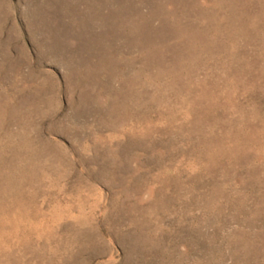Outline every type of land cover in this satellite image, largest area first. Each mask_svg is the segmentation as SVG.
Masks as SVG:
<instances>
[{"label":"rangeland","instance_id":"rangeland-1","mask_svg":"<svg viewBox=\"0 0 264 264\" xmlns=\"http://www.w3.org/2000/svg\"><path fill=\"white\" fill-rule=\"evenodd\" d=\"M0 264H264V0H0Z\"/></svg>","mask_w":264,"mask_h":264}]
</instances>
